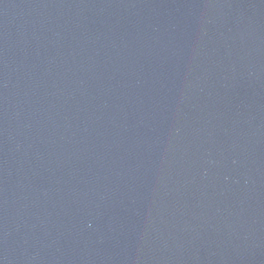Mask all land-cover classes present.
<instances>
[{"label": "water", "instance_id": "95a60500", "mask_svg": "<svg viewBox=\"0 0 264 264\" xmlns=\"http://www.w3.org/2000/svg\"><path fill=\"white\" fill-rule=\"evenodd\" d=\"M0 264H264V0H0Z\"/></svg>", "mask_w": 264, "mask_h": 264}]
</instances>
